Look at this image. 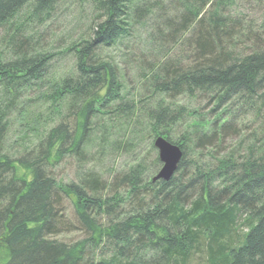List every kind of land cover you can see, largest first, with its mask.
Wrapping results in <instances>:
<instances>
[{
  "label": "trees",
  "instance_id": "1",
  "mask_svg": "<svg viewBox=\"0 0 264 264\" xmlns=\"http://www.w3.org/2000/svg\"><path fill=\"white\" fill-rule=\"evenodd\" d=\"M67 2L95 19L50 83L55 54L34 30ZM17 20L0 53V264H264V0H0V30ZM139 27L149 49L128 100L104 52ZM137 129L182 148L169 180H153L159 155L87 168L93 137L123 150Z\"/></svg>",
  "mask_w": 264,
  "mask_h": 264
},
{
  "label": "rangeland",
  "instance_id": "2",
  "mask_svg": "<svg viewBox=\"0 0 264 264\" xmlns=\"http://www.w3.org/2000/svg\"><path fill=\"white\" fill-rule=\"evenodd\" d=\"M243 5H241L242 7ZM93 6L88 5L86 2H67L59 5L57 11L52 17L45 23L43 26H36L35 32L36 36L41 37L40 46L45 48L47 51L55 54L53 70L51 76H49V82L51 83L57 78L63 76L64 74L74 70L75 58L71 55L70 52H67L66 48L72 44L74 41L81 39L85 33L91 27V24L94 21V11ZM247 6L244 5V9L247 10ZM18 26V20L12 24L7 25L5 28L0 30V53L4 51L5 45L7 43L8 37L12 34ZM135 39H131L129 42L126 39L125 44L120 46H114L105 50L104 55L107 57L114 58L118 63L119 68L122 71V82L124 85L123 94L128 97L127 99L131 100L134 94H132L133 84L138 83L139 80V70L135 65L132 64L131 59L139 51H146L149 48H146L144 42L145 32L143 28L139 27L135 30ZM128 46V47H127ZM127 93V94H126ZM138 94L142 96L144 91L141 89L138 91ZM33 99L35 95H32ZM38 102V103H37ZM33 101L30 108L33 110L45 111L46 108L43 106V102ZM180 105H188L192 109H198L200 112V106L197 105L195 99L190 98H180L178 99ZM40 103V106L38 104ZM40 107V108H39ZM203 107V106H202ZM208 122L207 126L211 125L212 119L207 117ZM211 119V120H210ZM192 123L199 122L198 116H193L190 120ZM107 124V123H105ZM206 126V125H205ZM19 130V127H15ZM121 129H116L115 133H119ZM140 129H137V134H133L131 137L129 145H126L123 150H115L113 147H117L115 142L112 140L108 141L107 144L103 143L98 134V137H93V144L89 147V157L87 168H92L101 173L104 177H108L113 172L123 171L131 165L138 163L140 160L144 159V162L147 164L153 163L154 159L158 157V150L154 146V141L148 137H145L139 133ZM175 140V139H173ZM15 140L12 141V143ZM237 141V140H236ZM235 141V142H236ZM15 143L20 144V141ZM112 143V144H111ZM176 144V143H175ZM95 156V157H93ZM94 159V160H93ZM143 162V163H144ZM60 166L59 172H63V181L68 182L74 178V163L73 160H68ZM162 164L157 168L156 172L160 170ZM156 173V174H157ZM69 212L71 213L74 210L73 203L70 201L68 204ZM72 214V213H71ZM70 214V215H71ZM78 235H62L59 238L71 239L76 238Z\"/></svg>",
  "mask_w": 264,
  "mask_h": 264
},
{
  "label": "water",
  "instance_id": "3",
  "mask_svg": "<svg viewBox=\"0 0 264 264\" xmlns=\"http://www.w3.org/2000/svg\"><path fill=\"white\" fill-rule=\"evenodd\" d=\"M154 146L158 150L162 166L153 180L163 179L167 181L178 169L183 157V150L178 144L172 143L162 135L155 138Z\"/></svg>",
  "mask_w": 264,
  "mask_h": 264
}]
</instances>
